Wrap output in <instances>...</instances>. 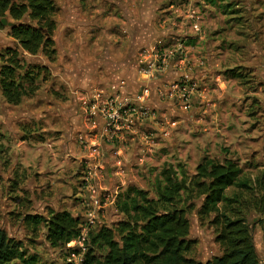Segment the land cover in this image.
<instances>
[{
	"label": "rangeland",
	"instance_id": "obj_1",
	"mask_svg": "<svg viewBox=\"0 0 264 264\" xmlns=\"http://www.w3.org/2000/svg\"><path fill=\"white\" fill-rule=\"evenodd\" d=\"M56 1L61 8L54 15V59L23 51L11 26L0 25V67L6 49L17 48L24 63L19 73L27 69L36 81L35 92L19 104L9 103L0 87V227L39 263L65 264L67 247L53 246L45 223H31L28 215L68 210L84 225L94 211L92 231L110 227L119 239L120 222L139 215L134 203L160 212L178 208L192 241L186 256L205 263L222 254L217 236L227 215L246 220L264 264V0L157 1L156 25L171 22L170 31L180 32L161 47L157 43L155 50L169 54L163 69L146 76L141 61L148 56L142 55L130 65L136 77L125 74L130 90H112L147 110L138 126L117 132L106 131L85 102L119 70L111 64L117 48L108 46L102 59L89 38L98 36L104 45L117 28L110 30L107 21L105 33L78 32L72 11L82 2L88 13V0ZM226 160L241 169L237 181L217 211L201 214L205 188L199 183L206 179L198 166ZM171 181L183 189L163 201Z\"/></svg>",
	"mask_w": 264,
	"mask_h": 264
},
{
	"label": "trees",
	"instance_id": "obj_2",
	"mask_svg": "<svg viewBox=\"0 0 264 264\" xmlns=\"http://www.w3.org/2000/svg\"><path fill=\"white\" fill-rule=\"evenodd\" d=\"M59 9L56 0H0V25L3 24V17L11 16L14 20L11 36L21 49L31 55L42 51L54 59L57 26L54 15ZM1 56L2 93L9 103L19 104L24 96L35 92V75L27 69L23 75L19 73L24 69V63L17 48L8 47ZM198 172L206 179L204 183H199L205 188L200 213L207 215L217 211L218 204L227 200L226 190L236 183L241 169L232 160L220 163L210 161L200 164ZM182 189L183 184L171 181L161 194L162 200L171 201L173 194ZM138 192L144 193L142 190ZM127 195H130V188ZM125 204L124 212L129 213L128 203ZM134 204L133 209L139 215L135 220L120 222L119 239L110 227L90 231L85 264H261L251 228L244 218L222 216V228L217 237L223 252L200 263L185 255L192 241L186 239L189 227L183 210L166 208L165 212H160L153 205ZM133 216L130 215L131 219ZM27 219L35 224L45 223L47 238L55 247L66 246L81 235V217L68 210L51 212L49 217L28 215ZM138 219L142 223L135 226L133 222ZM15 260L25 264H42L37 256L28 255L22 241L9 237L7 231L0 227V264H14Z\"/></svg>",
	"mask_w": 264,
	"mask_h": 264
},
{
	"label": "crops",
	"instance_id": "obj_3",
	"mask_svg": "<svg viewBox=\"0 0 264 264\" xmlns=\"http://www.w3.org/2000/svg\"><path fill=\"white\" fill-rule=\"evenodd\" d=\"M157 1L161 0H88V13L83 12L84 10H82L81 7L84 4L82 2L79 7L80 9L72 11V19L74 22H77L76 26L78 27V32H82L81 30L86 29L99 31V28L103 33H105L104 24L106 23L104 22L107 21H109L108 26L110 27L108 28L110 30L113 29V26L117 28V32H111L112 34H110V40L106 41L104 45L98 42V40L100 41L98 36L95 39H92L91 36L89 38V47H99V49H96L95 54L101 56L102 59L104 56L109 55L107 54L110 50L108 46H111V49L113 50L114 48H117V50L115 49V51H113L111 56V64H115V70L119 68L117 72L112 73L116 74L115 76H118L119 78H115V76H113L114 78L109 79L106 86H101V88L97 87L94 90H97L98 88L105 89V91L111 93L112 90L119 89L121 80H125L127 83V91H125V93H127L128 89L130 90L131 88V84L126 79L125 74H128L130 78H135L137 73V71H134L133 68H130V65L134 66V63L140 58V56H148L149 54L155 52V49L159 48L157 46L158 44L160 47L163 46V41L167 43L169 42L168 39H175L178 37L179 33L177 32H180L179 30L170 31L172 25L171 22L166 23L161 28L156 25L155 20L159 14L158 12H160V4L157 5ZM150 3L152 4L150 5ZM75 5L76 4H73L72 8ZM174 5L175 4L172 3L171 7L173 8ZM87 17L89 19H85ZM102 17L107 18L103 19ZM98 18H100L101 21ZM160 35L163 36L160 37ZM90 39L92 41L95 40L96 43L92 44ZM81 40L82 42L84 41L83 39ZM143 44L145 45V49L140 50V46ZM108 61L110 62V59ZM98 76L99 75H96L95 79L98 78ZM145 92H148V90ZM142 94L147 95V93L144 94V91ZM139 95H141V91Z\"/></svg>",
	"mask_w": 264,
	"mask_h": 264
},
{
	"label": "built area",
	"instance_id": "obj_4",
	"mask_svg": "<svg viewBox=\"0 0 264 264\" xmlns=\"http://www.w3.org/2000/svg\"><path fill=\"white\" fill-rule=\"evenodd\" d=\"M172 53V52H171ZM168 53L162 50H155V52L148 55V57L141 61L143 66L142 72L146 76H153L155 72L163 69V64L166 63ZM126 81L121 80L119 90L126 89ZM125 93L112 92L109 93L105 89H98L88 95L85 101L91 115L103 122L104 129L110 131H120L131 126H138L147 110H141L142 105L136 104L124 95ZM138 98H143L140 95ZM141 119V120H140ZM96 214L94 211H89L87 214V221L81 222V235L79 238L72 240L66 244L68 249L65 264H85V253L88 250V244L85 245L92 227L95 226ZM77 250V251H76Z\"/></svg>",
	"mask_w": 264,
	"mask_h": 264
},
{
	"label": "water",
	"instance_id": "obj_5",
	"mask_svg": "<svg viewBox=\"0 0 264 264\" xmlns=\"http://www.w3.org/2000/svg\"><path fill=\"white\" fill-rule=\"evenodd\" d=\"M1 21H2V23H3L4 25H9V26L12 25V22H10L6 17H3V18L1 19Z\"/></svg>",
	"mask_w": 264,
	"mask_h": 264
}]
</instances>
